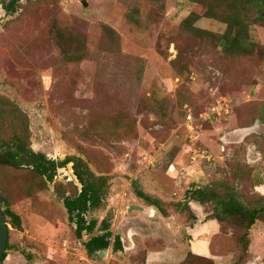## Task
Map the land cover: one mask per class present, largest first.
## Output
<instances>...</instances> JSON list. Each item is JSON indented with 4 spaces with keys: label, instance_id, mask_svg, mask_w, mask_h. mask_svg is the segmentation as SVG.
I'll use <instances>...</instances> for the list:
<instances>
[{
    "label": "rangeland",
    "instance_id": "1",
    "mask_svg": "<svg viewBox=\"0 0 264 264\" xmlns=\"http://www.w3.org/2000/svg\"><path fill=\"white\" fill-rule=\"evenodd\" d=\"M195 1L22 0L13 15L0 4V97L27 116L36 153L80 157L110 178L88 220L109 219L123 245L90 257L91 237L76 238L56 193L81 189L72 164L46 185L30 167L3 168L0 190L22 220L10 226L3 264H264V213L246 251L242 228L188 195L217 184L245 204L264 196V26L251 27L249 56L232 57L227 24L203 17L198 34L186 29L206 11ZM14 134L0 138V152Z\"/></svg>",
    "mask_w": 264,
    "mask_h": 264
},
{
    "label": "trees",
    "instance_id": "2",
    "mask_svg": "<svg viewBox=\"0 0 264 264\" xmlns=\"http://www.w3.org/2000/svg\"><path fill=\"white\" fill-rule=\"evenodd\" d=\"M21 1L0 0V4L9 15H13L18 11ZM195 2L205 8L206 11L203 16L195 13L184 21L185 27L188 26L189 31L198 34L200 31L194 28L193 24L203 17L225 23L228 26V31L221 38L225 52L232 57L249 56L252 53L255 46L249 42L250 29L257 24L264 26V0H196ZM73 58L74 60H80L79 56ZM5 101L7 100L0 97V138L9 130L15 132L14 135L16 136L10 143L11 145L5 144L6 151L0 152V170L4 168L18 172L30 167L31 173L40 181L33 180L46 185V181L49 183L55 182L59 169L72 164L81 189L74 187L72 194L67 196L61 192V186L57 185L56 193L64 203L70 223L76 227V238L83 241L85 236L91 237L88 242L84 243L90 257H96L102 252L110 250L111 247L114 251L123 250L121 238L115 237L112 233L109 219L103 220L100 227L97 219L88 220L89 214L103 207L110 189V178L94 174L88 163L80 157H68L64 161H55L50 160L45 154L36 153L30 146L31 133L27 116L15 108L12 103H6ZM24 120L25 123H23ZM17 122L23 124L21 135L19 134L21 127H18ZM216 185V188L208 186L189 191V199L201 205H215L214 211L218 216L213 219L218 220L220 223H224V221L235 222L236 225L242 228L244 233L241 243L248 251L250 232L264 213V196L252 197L248 204H245L242 196L233 191V188L229 192H224L220 190V186L217 187ZM262 185L259 184L258 186ZM132 188L139 200L146 202L151 207L158 208L166 215V203L164 201L147 194L138 182H133ZM0 206L8 219L9 225L16 230H21V217L10 209V203L5 199L2 190H0ZM97 230L102 234L95 235ZM10 233L11 230H9L7 252L10 250ZM7 252L0 264L6 261ZM191 256L196 255L191 253Z\"/></svg>",
    "mask_w": 264,
    "mask_h": 264
},
{
    "label": "water",
    "instance_id": "3",
    "mask_svg": "<svg viewBox=\"0 0 264 264\" xmlns=\"http://www.w3.org/2000/svg\"><path fill=\"white\" fill-rule=\"evenodd\" d=\"M2 6V5H1ZM84 6L87 7V3H84ZM3 8V6H2ZM143 211L144 209L141 207L132 206L130 207L129 211ZM9 230L10 225L8 223V219L4 214L2 207L0 206V263L4 258V255L7 252V247L9 243Z\"/></svg>",
    "mask_w": 264,
    "mask_h": 264
},
{
    "label": "crops",
    "instance_id": "4",
    "mask_svg": "<svg viewBox=\"0 0 264 264\" xmlns=\"http://www.w3.org/2000/svg\"><path fill=\"white\" fill-rule=\"evenodd\" d=\"M214 221H216V220H214ZM220 225V224H219ZM195 254V253H194ZM199 256H201V257H204V258H209V257H207V255H204V254H200Z\"/></svg>",
    "mask_w": 264,
    "mask_h": 264
}]
</instances>
